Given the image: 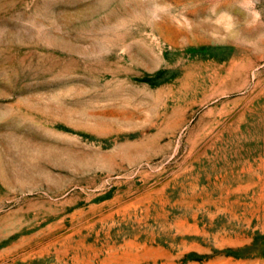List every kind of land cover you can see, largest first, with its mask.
Here are the masks:
<instances>
[{
    "label": "rangeland",
    "instance_id": "obj_1",
    "mask_svg": "<svg viewBox=\"0 0 264 264\" xmlns=\"http://www.w3.org/2000/svg\"><path fill=\"white\" fill-rule=\"evenodd\" d=\"M0 264H264V0H0Z\"/></svg>",
    "mask_w": 264,
    "mask_h": 264
},
{
    "label": "bare ground",
    "instance_id": "obj_2",
    "mask_svg": "<svg viewBox=\"0 0 264 264\" xmlns=\"http://www.w3.org/2000/svg\"><path fill=\"white\" fill-rule=\"evenodd\" d=\"M206 101V100H205Z\"/></svg>",
    "mask_w": 264,
    "mask_h": 264
}]
</instances>
